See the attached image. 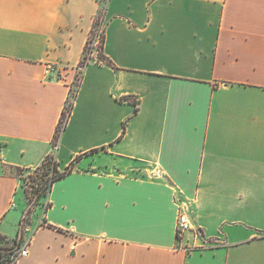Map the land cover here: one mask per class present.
Returning <instances> with one entry per match:
<instances>
[{
	"label": "crops",
	"instance_id": "0c3cea01",
	"mask_svg": "<svg viewBox=\"0 0 264 264\" xmlns=\"http://www.w3.org/2000/svg\"><path fill=\"white\" fill-rule=\"evenodd\" d=\"M47 155L72 169L23 228ZM0 233L15 264H264V0H0Z\"/></svg>",
	"mask_w": 264,
	"mask_h": 264
},
{
	"label": "trees",
	"instance_id": "16d2710c",
	"mask_svg": "<svg viewBox=\"0 0 264 264\" xmlns=\"http://www.w3.org/2000/svg\"><path fill=\"white\" fill-rule=\"evenodd\" d=\"M102 12L103 11L100 10L97 18L95 19L93 28L91 29L89 37L86 41L83 55L78 65L79 67L83 68L88 63V57H89V51H90L88 44H89V41L91 40V37L94 35L96 28L100 24ZM102 41L103 40H101V42ZM97 57L101 60L104 59V57L101 55V45L99 46V49H97ZM78 82H79V79H78ZM78 82H77V85H78ZM77 85H76L75 91L77 89ZM75 91L73 93L70 92L67 97L66 104L61 113V117L59 119V123H58V126L56 128V131L53 137V143H52L53 146L57 145L59 135L61 133L65 120L67 119V116L70 112V109L72 107L73 98L75 96ZM135 105H136V102H135ZM40 168H42L43 176H41V178L37 181V187H36L37 201L39 200L40 197L45 196L47 194V192L50 189L51 184L55 180L65 176L72 169L71 166H68L64 171L59 172L57 170V162L55 161L52 155H47L42 161V163L35 169H40ZM20 171L22 170L21 169L18 170V174L20 173ZM44 175H47V177H44ZM21 240H22V237L8 238L0 233V264H9V258H8L9 254L15 247L19 246Z\"/></svg>",
	"mask_w": 264,
	"mask_h": 264
},
{
	"label": "built area",
	"instance_id": "2783aa9c",
	"mask_svg": "<svg viewBox=\"0 0 264 264\" xmlns=\"http://www.w3.org/2000/svg\"><path fill=\"white\" fill-rule=\"evenodd\" d=\"M100 27H101V21L99 26L96 28L94 35L91 37V40L89 41L88 47H89V57H88V62L91 59L92 53L94 51H97L98 48H95V45L93 43V40L95 37L100 36V45L102 44L101 40H103V33L100 34ZM102 28V27H101ZM102 32V29H101ZM99 45V46H100ZM79 67V66H77ZM80 72L82 71V67H79ZM56 71V67L52 64H48L45 69V73L47 75H51L52 72ZM176 205H177V219H176V224H175V230H176V236L177 239L181 240L185 233L187 231L193 230L192 223L190 219L188 218V215L185 211V205L182 203L179 199L176 200ZM42 222H40L41 224ZM197 232L195 231V234ZM198 234V233H197ZM30 242V237H23L19 246L15 247L9 254V264H15L16 261L22 257H25L28 255V245Z\"/></svg>",
	"mask_w": 264,
	"mask_h": 264
},
{
	"label": "rangeland",
	"instance_id": "374dc122",
	"mask_svg": "<svg viewBox=\"0 0 264 264\" xmlns=\"http://www.w3.org/2000/svg\"><path fill=\"white\" fill-rule=\"evenodd\" d=\"M102 27V26H101ZM100 27V34H102L101 32V28ZM100 36H96L95 39L93 40V43L95 45V48L99 49V45H100ZM75 78L72 82L71 85V93H73L75 91L78 79H79V75H80V69L79 67L76 68L75 70ZM19 178H20V189L24 195V199H25V208H24V214L21 217V227L24 228V226H26V224H29V222L31 221V216L32 213L34 211L35 205H36V201H37V181L41 178L42 175V168L40 169H30V170H26V171H20L19 173ZM44 177H47V175H44Z\"/></svg>",
	"mask_w": 264,
	"mask_h": 264
}]
</instances>
